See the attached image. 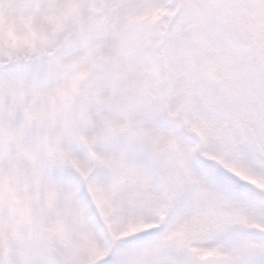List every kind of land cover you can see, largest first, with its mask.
I'll return each instance as SVG.
<instances>
[{"label":"snow or ice","instance_id":"6c2138e0","mask_svg":"<svg viewBox=\"0 0 264 264\" xmlns=\"http://www.w3.org/2000/svg\"><path fill=\"white\" fill-rule=\"evenodd\" d=\"M0 264H264V0H0Z\"/></svg>","mask_w":264,"mask_h":264}]
</instances>
